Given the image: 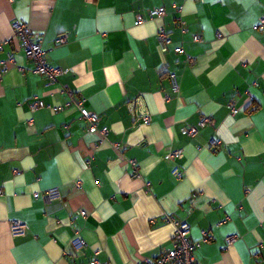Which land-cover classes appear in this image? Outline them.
<instances>
[{"label":"crops","instance_id":"1","mask_svg":"<svg viewBox=\"0 0 264 264\" xmlns=\"http://www.w3.org/2000/svg\"><path fill=\"white\" fill-rule=\"evenodd\" d=\"M263 12L264 0H0V264H137L171 246L165 213L193 240L207 231L197 264H264ZM16 19L43 33L56 81L27 69ZM68 92L105 135L85 129ZM202 115L212 122L183 132Z\"/></svg>","mask_w":264,"mask_h":264},{"label":"built area","instance_id":"2","mask_svg":"<svg viewBox=\"0 0 264 264\" xmlns=\"http://www.w3.org/2000/svg\"><path fill=\"white\" fill-rule=\"evenodd\" d=\"M165 13L164 9L161 7H155L150 11L152 15H163ZM13 34L20 39L23 50L27 57L31 59L33 65L30 68H27L29 71L43 75L47 78L49 83H52L57 80V76L62 71L61 67L50 65L46 62L44 57V49L42 47V32H34L32 33L28 25L21 20H14L11 23ZM258 28H264V12L260 15L258 23L256 25ZM157 41L159 43L160 49L165 50L170 44L171 40L168 33L165 31L163 25H159L156 31ZM197 39V35L194 36ZM57 42L64 43L66 41V34L64 32L59 33L56 38ZM2 43L0 42V48ZM176 51L183 52L182 46H176ZM186 60L188 62H193L194 57L186 53ZM8 60H13L12 55L9 53L7 55ZM5 63V62H4ZM21 70L26 69L25 67L19 65ZM168 79L171 83V87L173 91L178 90V82L176 78V74L174 72H168ZM69 98L65 104L72 103L75 105L76 110L78 111L80 117H82L85 121V129L89 131L98 130L102 135H105L107 132V127L103 126L98 128L96 125L97 114L94 111L87 110L83 106V99L75 97L72 93L68 92ZM165 99L168 98V94H164ZM38 101L34 100L30 104L31 110H35L38 107ZM63 105L58 104L54 106L55 109H60ZM231 111L235 112L236 108L231 107ZM144 121L149 120V116L144 114L142 116ZM32 119H29L31 122ZM212 122V118L209 115H202L197 125H187L182 128L183 132L187 134H194L197 130V126H203ZM115 147H118L116 143H112ZM219 141L217 139L211 140V145H218ZM181 153V149L170 150L167 151L166 156L172 157L179 155ZM264 168V163H263ZM174 174L180 175L181 171L178 168L173 169ZM1 191V189H0ZM43 197L47 200H51L59 197V191L57 188H49L43 193ZM164 218L173 224L174 231L171 237V246L162 249L158 255H156L152 259L142 258L137 260V264H197V247L200 244L201 240H207L209 236L207 235V231L203 230V235L200 240H193L189 236V223L185 220H178L173 215L169 213L164 214ZM25 223L20 219H11L9 221V229L11 234H19L24 231ZM236 239L235 234H230L225 236L224 241L225 244H230ZM75 243L77 245H83L85 241L77 237L75 239ZM88 264H109L108 262L101 261L96 257H92Z\"/></svg>","mask_w":264,"mask_h":264}]
</instances>
